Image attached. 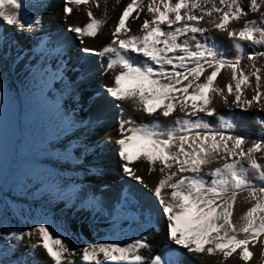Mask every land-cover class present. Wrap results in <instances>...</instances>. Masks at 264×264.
Segmentation results:
<instances>
[{
    "label": "snow or ice",
    "instance_id": "obj_1",
    "mask_svg": "<svg viewBox=\"0 0 264 264\" xmlns=\"http://www.w3.org/2000/svg\"><path fill=\"white\" fill-rule=\"evenodd\" d=\"M88 3L89 0H64L62 22L67 24L66 18L73 13V5ZM27 7L46 10L55 8V3L54 0H36L35 3L0 0V20L22 32L43 35L44 22L40 16L24 19L21 10ZM137 9L146 11L147 18L133 32L128 21L130 17L140 18ZM262 9L264 0H249L247 10L242 0H218V3L217 0H147V3L130 0L111 33L109 44L99 50L80 49L85 54L108 58L105 71L115 74L113 83L102 85V88L113 100L131 103L149 116L157 112L164 118L177 111L183 114L171 127L162 126L159 121L144 125L130 119L121 120L119 138L114 143L127 176L144 183L131 167L138 161L147 162L150 171L161 173L153 195L167 221L168 240L189 254H221L223 261L237 254L240 260L247 262L253 256L249 245L264 237V164L258 163L254 155L264 153V137L252 140L251 146L245 148L250 139L247 135L225 134L236 127L233 121L221 116L222 130L213 129L199 115H216V109L211 107L216 95L225 103L231 95L233 104L241 111H248L255 105L257 111L264 112V91L261 90L264 63L257 65V60L264 58V50L246 54L244 46L237 43L234 44L236 55L228 57L205 36L216 29L226 32L229 39L238 38L264 46ZM134 12L137 14L132 17ZM249 12L261 13L260 20L246 21L238 32L229 28L232 21L247 17ZM87 15L90 22L83 27L68 25L66 28L76 34L81 43L83 37L95 38L105 23L95 18L92 11ZM206 17L209 19L205 20ZM245 58L251 62L253 71L250 74L240 67ZM225 67L230 68L234 81V85H227V95L214 83ZM250 75L255 77L256 94L248 99L242 85L249 84ZM86 79L85 74L82 83H86ZM81 86L76 85V88ZM256 119L264 127V119ZM95 123L97 133H101L100 120ZM220 160H223L221 166L205 170L206 165ZM245 160L247 164L242 162ZM250 173H254L251 178ZM254 179L261 183H254ZM245 191L254 203L240 218L243 223L237 225L233 220V206L237 195ZM34 234H38L39 243L32 244L29 251L41 247L55 264H74L67 256L75 255V251L45 224L28 232L0 234V243L15 254L20 247L15 242ZM150 248L147 236H143L123 246L102 242L87 245L80 251L84 264H146L142 250ZM0 264L15 262L0 259ZM147 264H182V261L156 254Z\"/></svg>",
    "mask_w": 264,
    "mask_h": 264
},
{
    "label": "bare ground",
    "instance_id": "obj_2",
    "mask_svg": "<svg viewBox=\"0 0 264 264\" xmlns=\"http://www.w3.org/2000/svg\"><path fill=\"white\" fill-rule=\"evenodd\" d=\"M35 2L26 0V3ZM63 2L54 0L55 8L46 10L36 7L21 10L26 21L36 16L42 18L43 35L27 30L22 32L0 20V172L10 174L20 170L24 194L29 198L15 201L7 193L3 195L13 211L2 217L0 234L28 232L45 224L75 251V255L67 256L74 264H84L80 250L87 245L115 242L123 246L143 236H147L151 245L150 249L142 250L146 264L156 254L177 258L182 264H264V237L249 245L253 256L247 262L240 260L237 254L227 261H223L221 254H189L168 240L167 221L153 195L161 173L150 171L147 162L138 161L131 167L144 183L127 176L114 141L119 138L121 120L130 119L144 125L159 121L162 126L171 127L183 114L177 111L164 118L157 112L155 116H149L131 103L113 100L102 88V85L113 83L115 74L105 71L108 58L80 51L82 47L99 50L111 42V33L130 0H89L86 5H73V13L66 18L67 24L62 22ZM88 11L105 23L95 38L83 37L81 43V39L66 28L68 25L83 27L90 22ZM136 14L132 13V17ZM139 16V19L130 17L128 21L133 32L147 18L146 11L139 12ZM259 16L261 18V14ZM242 27L234 21L229 24V28L237 32ZM205 36L209 43L234 56V44L237 43L244 46L247 54L264 49V46L238 38L229 39L226 32L216 29ZM73 71L75 74L68 77ZM85 74L86 83H82ZM216 82L227 95V85H234L230 68H223ZM76 85L82 86L77 89ZM254 87L255 83L245 86L242 89L244 96L251 99L256 94ZM261 90L264 91V81ZM55 91L57 96L53 97ZM232 101L231 95H228L227 103L216 95L211 105L216 109V115H199L213 129L222 130L221 116L233 121L236 127L225 134H250L251 138L244 145L250 147L252 140L264 137V127L256 119H264V112L257 111L255 105L248 111H241ZM97 119L103 126L101 133L96 131ZM25 135L36 140L30 143L23 157L17 148L20 149L19 143ZM47 151L56 155L51 156ZM254 155L258 163L264 164V153ZM242 162L247 164L246 160ZM222 164L223 160L213 162L206 165L205 170ZM253 176L254 173H250V178ZM253 182L261 183L258 179ZM253 203L248 192L237 195L233 206V220L237 225L243 223L240 218ZM154 220L155 225L152 224ZM36 243H39L38 234L16 241L20 247L15 254L0 243V259L15 264H55L41 247L29 251Z\"/></svg>",
    "mask_w": 264,
    "mask_h": 264
},
{
    "label": "rangeland",
    "instance_id": "obj_3",
    "mask_svg": "<svg viewBox=\"0 0 264 264\" xmlns=\"http://www.w3.org/2000/svg\"><path fill=\"white\" fill-rule=\"evenodd\" d=\"M218 3V0H217ZM242 4L245 7V9L247 10L248 5H249V0H242ZM262 12H264V9H262ZM261 13H252L249 12L247 17L242 18L239 21H234L237 23H241L243 26L246 23V21L248 20H260V15ZM220 52H222L224 55L228 56V57H234V54H232L230 51H226L224 49H222L221 47H216ZM264 50V49H261ZM259 50V51H261ZM247 54V53H246ZM251 62H249L246 58L241 60V64L240 67L244 69L246 74H250L253 69L251 68ZM228 67H225L224 69H227ZM13 70L16 71L15 67L13 66ZM75 72L73 71V73L68 74L69 75H74ZM65 81L67 82V79H65ZM64 81V82H65ZM264 81V80H262ZM216 86H218L217 82H214ZM255 83V77L254 76H249V84H254ZM245 86L247 85H242V89L245 88ZM53 97H56V91L52 93ZM80 110H84L83 108L80 107ZM85 111V110H84ZM247 136L249 138H251L250 134H247ZM36 138L35 137H31L29 135H25L23 137V140L19 143L20 149L17 148L18 151H20V155L21 156H25V152L26 149L30 146V143L35 141ZM108 144H111V142H108ZM102 148V146H101ZM91 151V149H90ZM47 153L51 156H55L56 154L54 152H50L47 151ZM85 153H83V158L85 160H87V156ZM29 169V166L26 168V170ZM23 172V171H22ZM20 175H21V171L20 170H16L15 173L11 172L10 174L6 173L5 171H1L0 172V223L2 221V217H4L5 215L10 214L13 211V208L11 207V205L3 198V195L5 193H7L12 199H14L15 201H25V200H29V198L26 197V195L24 194V185L22 183V181L20 180Z\"/></svg>",
    "mask_w": 264,
    "mask_h": 264
},
{
    "label": "trees",
    "instance_id": "obj_4",
    "mask_svg": "<svg viewBox=\"0 0 264 264\" xmlns=\"http://www.w3.org/2000/svg\"><path fill=\"white\" fill-rule=\"evenodd\" d=\"M261 63H264V58L258 59L257 60V65L259 66Z\"/></svg>",
    "mask_w": 264,
    "mask_h": 264
}]
</instances>
